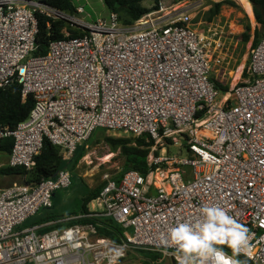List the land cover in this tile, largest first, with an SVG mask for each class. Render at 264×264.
Returning a JSON list of instances; mask_svg holds the SVG:
<instances>
[{"label":"built area","instance_id":"built-area-1","mask_svg":"<svg viewBox=\"0 0 264 264\" xmlns=\"http://www.w3.org/2000/svg\"><path fill=\"white\" fill-rule=\"evenodd\" d=\"M162 1L123 25L114 13L86 22L77 16L82 6L72 16L43 0H0V89L17 83L21 99H33L24 121L0 126V140H12L9 167L31 170L45 140L69 160L96 129L151 142L147 172L107 179L86 213L20 229L71 184L65 169L0 189V264H109L114 241L97 223L66 225L101 217L123 229L117 264L133 251L177 263L159 239L176 222L198 219L204 204L245 225L251 246L238 258L264 264V38L249 51L244 79L222 92L210 56L221 35L191 16L201 0ZM38 15L82 34L64 27V38L35 55Z\"/></svg>","mask_w":264,"mask_h":264},{"label":"rangeland","instance_id":"rangeland-1","mask_svg":"<svg viewBox=\"0 0 264 264\" xmlns=\"http://www.w3.org/2000/svg\"><path fill=\"white\" fill-rule=\"evenodd\" d=\"M70 2L74 7H83V13L77 16L86 22L109 18L110 13L102 0H70ZM162 2L165 5H170L173 1L163 0ZM216 3L221 4L219 11L215 16L210 17ZM143 5L152 8L149 2H144ZM191 12L193 22L198 28L201 29L211 24L221 35L219 40L215 39L216 45L210 52L211 77L222 87H228L229 90L234 84L244 79L247 58L254 39V30L259 28L255 22L252 8L249 14L238 0H201V4ZM70 15L75 16L76 14L71 13ZM106 137L133 138L123 133L96 129L85 143L76 148L74 155L64 167L71 175V184L66 188L56 190L51 200V208L40 209L35 216L24 222L20 229L33 225L36 219L46 214L61 217L78 213L86 190L92 191L104 184L107 179H114L122 172L123 157L119 149L114 150L108 144ZM169 151L176 153V149L173 147L169 148ZM107 155H110V158L104 159ZM16 178L18 183L24 181L23 177ZM159 259L160 261H158ZM121 264L177 263L160 254L133 251L127 254Z\"/></svg>","mask_w":264,"mask_h":264},{"label":"trees","instance_id":"trees-1","mask_svg":"<svg viewBox=\"0 0 264 264\" xmlns=\"http://www.w3.org/2000/svg\"><path fill=\"white\" fill-rule=\"evenodd\" d=\"M43 1L46 4L68 14L76 13L75 7L71 4L70 0ZM238 1L245 8L247 13L250 14L252 8L255 22L259 25V28H255L254 30V39L251 45V47H254L261 39L264 38V0ZM102 2L109 13H114L117 15L121 24L130 25L142 15L147 13L150 9H156L158 7L159 0H102ZM144 2H149L152 5V8H149V6H144ZM248 2L251 4V6ZM220 5V3L214 4V9L210 17H213L218 13ZM37 18L38 32L35 38L37 45V49L34 52L35 55L45 54L50 42L64 38L62 33V29L64 27L69 28L71 36L82 34L79 31L71 29V27L64 20L53 21L42 15H38ZM212 80L217 89L221 90L222 92L228 91V87H222L213 78ZM32 106L33 99L31 96H28L25 100L21 99L20 86L17 83H13L3 89H0V126H6L10 129L15 128L20 122L24 121L28 117ZM106 141L114 150L119 149L120 154L123 157L122 172L114 178L116 181H118L122 174L128 170H136L141 174H145L147 172L148 168L146 164V156L148 154V147L151 145V142H146L145 138L143 137L132 139L106 137ZM11 147L12 140L10 138L0 140V152L9 153ZM67 161L68 160L61 159L60 150L58 147L53 146L51 143L45 140L40 153L35 157V165L31 170L26 171L20 167L12 168L8 166L1 168L0 174L19 175L23 177L25 183L36 184L43 179L54 178L59 170L64 169ZM104 185L105 182L100 187L92 191L86 190V193L82 197L80 211L71 215L86 213L88 210V204L91 200L98 196ZM64 217L67 216L56 217L46 214L37 219L34 224L49 220H57ZM83 222L97 223L99 225L97 226L98 234L102 237L109 238L114 242H120L123 237V229L110 218L101 217L69 221L66 225Z\"/></svg>","mask_w":264,"mask_h":264},{"label":"clouds","instance_id":"clouds-1","mask_svg":"<svg viewBox=\"0 0 264 264\" xmlns=\"http://www.w3.org/2000/svg\"><path fill=\"white\" fill-rule=\"evenodd\" d=\"M250 246L249 229L219 204H204L195 221L168 227L157 245L165 252L172 249L177 264H245L238 257ZM123 253L122 245L111 242L106 253L109 264H117Z\"/></svg>","mask_w":264,"mask_h":264},{"label":"crops","instance_id":"crops-1","mask_svg":"<svg viewBox=\"0 0 264 264\" xmlns=\"http://www.w3.org/2000/svg\"><path fill=\"white\" fill-rule=\"evenodd\" d=\"M8 160H9V153L0 152V169L9 166L8 165ZM16 177L20 178L21 176H19V175H3V174H0V189L8 187V185L10 186L13 183H18L17 182L18 179ZM23 182H21V183H23ZM40 217H42V216H40ZM35 221L33 223H35Z\"/></svg>","mask_w":264,"mask_h":264},{"label":"bare ground","instance_id":"bare-ground-1","mask_svg":"<svg viewBox=\"0 0 264 264\" xmlns=\"http://www.w3.org/2000/svg\"><path fill=\"white\" fill-rule=\"evenodd\" d=\"M239 76H240V74H239ZM108 158H110V155H107L106 157H104V159H108Z\"/></svg>","mask_w":264,"mask_h":264}]
</instances>
